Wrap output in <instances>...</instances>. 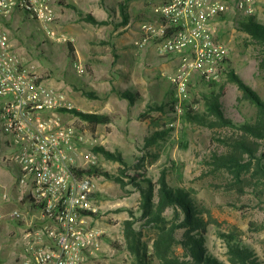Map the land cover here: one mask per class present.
Listing matches in <instances>:
<instances>
[{"label": "rangeland", "instance_id": "obj_1", "mask_svg": "<svg viewBox=\"0 0 264 264\" xmlns=\"http://www.w3.org/2000/svg\"><path fill=\"white\" fill-rule=\"evenodd\" d=\"M118 1L124 3L132 16L148 5L146 0H67L68 4L58 5L56 16L49 25L38 22L26 12H16L9 18V40L30 72L43 77L50 87L61 93L69 108L106 113L114 118V122L109 124L87 123L79 121L74 113L62 112L64 117L78 120L83 126V130L79 128L82 164H98L115 174H120V168L126 166L127 171L138 179L148 176L158 184L162 180L163 169L171 167L173 160L179 169L169 168L165 177L170 183L187 188L208 210L204 214L209 221L207 245L210 250L229 262L226 241L218 231L234 230L264 261V184L258 182L254 166L242 172L228 165L215 167L214 155L226 154L229 150L228 142L217 138L230 136L240 140L242 132L228 127L197 125L185 120L182 113L169 112L172 97L176 95L169 77L176 71L180 60L159 55L157 46L144 51L134 44L136 36H125L129 26L125 23L114 25L113 22V18L124 16ZM256 2L254 15L264 22V0ZM111 8H116V12ZM85 13L106 22L85 20ZM239 19L236 16L221 18L217 23L219 39L229 50V65L264 97V69L260 67L264 43L237 28ZM47 26L58 34L64 32L72 37L75 51L71 52L67 43L52 39ZM114 29L119 31L112 36L111 30ZM78 63L83 66L82 72L77 69ZM227 64L225 62L223 68ZM219 81L225 86L222 102L227 114L238 122L252 120L257 108L243 96L238 84L224 73H221ZM129 85L140 97L133 103L122 98L116 90H124ZM220 85L211 86L199 76H193L186 103L197 110H206L202 93L219 91ZM84 88L94 91L96 96L87 95ZM155 103L162 104L164 109L146 111L150 104ZM164 126L174 130L146 147V137ZM257 143L259 151L256 154L260 156L264 153V140H257ZM97 146L120 154L126 163L96 149ZM2 153L0 147V191H7L13 197L11 190L18 176V167L15 163L5 167L1 161ZM243 157L245 160L250 158L247 154ZM93 158L97 163H91ZM95 174L98 212L93 223L105 237H101L94 257L104 264H138L125 237V221L132 219L147 244L148 258L152 264H159L153 253V240L159 228L156 224L145 225L146 213L140 191L130 183L122 187L118 181L101 172ZM123 177L129 180L127 176ZM14 210L28 220L38 214L28 202L15 203L11 198V201L0 204V264L21 262L19 252L23 246L24 230L10 217ZM164 214L171 218L172 209L165 208ZM114 240L123 243L124 249L113 248L111 241ZM176 248L180 253L181 247Z\"/></svg>", "mask_w": 264, "mask_h": 264}, {"label": "built area", "instance_id": "obj_2", "mask_svg": "<svg viewBox=\"0 0 264 264\" xmlns=\"http://www.w3.org/2000/svg\"><path fill=\"white\" fill-rule=\"evenodd\" d=\"M146 1L142 12L130 13L127 25L138 48L153 45L159 55L179 58L169 79L178 98L176 113H181L193 76L220 80L229 50L217 37L219 20L254 15L257 0ZM59 4L60 0H0L1 161L5 167H18L13 197L0 191V204L12 198L15 203L28 202L38 212L30 220L19 211L10 212L24 230L18 264H96L91 257L102 237L93 223L98 212L96 174L79 169L85 166L80 162L82 134L75 120L62 115L69 111L60 110L70 106L61 93L30 72L9 40L13 13L26 12L49 25ZM47 27L52 39L67 44L73 40ZM76 66L83 71L80 63Z\"/></svg>", "mask_w": 264, "mask_h": 264}, {"label": "trees", "instance_id": "obj_3", "mask_svg": "<svg viewBox=\"0 0 264 264\" xmlns=\"http://www.w3.org/2000/svg\"><path fill=\"white\" fill-rule=\"evenodd\" d=\"M60 4L65 5L68 3L60 0ZM117 5L123 9L124 16L118 19L113 18L114 24H127L130 13L126 10L123 2L118 1ZM111 9L116 12V8ZM83 18L94 23L106 22L99 20L91 13L83 14ZM236 25L240 30L247 32L259 42L264 43V22H260L255 15L237 20ZM217 37L219 38V33ZM68 47L71 52L75 51L73 42L69 41ZM261 59L260 67L264 69V56ZM226 62H228L227 67L222 68L221 73L227 74L232 81L236 82L242 89L243 96L256 106L255 117L250 121L238 122L234 117L227 114L222 102V96L225 95V86L220 85L219 80H205L211 86H221L219 91L210 90L208 93H202L207 104L206 110L201 111L193 108V106L186 103V99L182 103V117L190 123L209 128L228 127L234 131H241L240 140L231 139L230 136L217 138L223 142H228L226 144L229 150L226 154L216 153L214 155L215 167L220 168L222 165H228L236 167L239 172H242L249 171L254 166L258 182L264 184V153L260 156L256 154L259 151L257 140H264V97L248 85L236 70L229 65L228 58ZM40 79L44 78L41 77ZM85 88L84 92L87 95L96 96L94 91ZM116 90L122 98H126L132 103L140 98L136 93V89L131 85L127 86L124 90ZM177 100L176 96L172 97L169 112L176 113L175 104ZM150 109H164V106L157 103L150 104L146 111H150ZM60 110L74 113L79 117V121L87 123L109 124L114 122V118L106 113L85 112L67 107H61ZM79 121H76V126L83 130V126H81L82 124ZM173 130L169 126L155 130L152 136L146 137L145 146L148 147L155 144L159 138H165ZM96 149L103 150L107 154L121 160L124 164L126 163L120 154L110 152L102 146H97ZM245 154L250 157L248 160L244 159L243 156ZM171 162V167L163 169L162 180H159L158 184L148 176L138 179L127 171L128 168L126 166L120 168V174L109 173L99 167L98 164L85 165L79 169L85 172H101L108 178L118 181L122 187L130 183L140 191L142 207L146 213L145 225L156 224L159 228L153 240V253L159 260V264H229V262L230 264H264V261L256 253L255 249L243 242L240 235L234 230L218 231V234L226 241V252L229 262L220 259L210 250L207 245L209 221L205 218L204 214L205 212L208 213V210L195 200L187 188L180 184L170 183L166 179L165 175L169 168H176L177 171L179 169L173 160ZM123 175L127 176L129 180H124ZM155 199H157V202ZM165 208L172 209L173 216L171 218L164 214ZM102 237L105 236L102 235ZM125 237L127 246L136 256L138 264H152V260L148 258L147 244L142 240V236L134 226L132 219L125 221ZM111 246L118 250L125 247L123 243L117 240L111 241ZM177 246L181 247L180 253L177 252ZM91 258L96 264H104V262L97 260L94 256Z\"/></svg>", "mask_w": 264, "mask_h": 264}, {"label": "crops", "instance_id": "obj_4", "mask_svg": "<svg viewBox=\"0 0 264 264\" xmlns=\"http://www.w3.org/2000/svg\"><path fill=\"white\" fill-rule=\"evenodd\" d=\"M66 3H68V2H66ZM141 6V5H140ZM143 6V5H142ZM141 6V7H142ZM142 9H144V7L143 8H141V9H139L138 11H140V12H142ZM110 20V19H109ZM115 25V24H114ZM127 25V24H126ZM72 27V26H71ZM73 28V27H72ZM118 31L119 30H116V29H114V31L113 30H111V35L113 36V35H116L117 33H118ZM125 36H128V35H133L132 34V32L130 31V30H128V32L126 33L125 32V34H124ZM122 45H128V44H122ZM150 46V47H149ZM153 47V45H148V46H146L145 48H142V49H145L144 51H146V50H150L151 48Z\"/></svg>", "mask_w": 264, "mask_h": 264}, {"label": "bare ground", "instance_id": "obj_5", "mask_svg": "<svg viewBox=\"0 0 264 264\" xmlns=\"http://www.w3.org/2000/svg\"><path fill=\"white\" fill-rule=\"evenodd\" d=\"M83 19V18H82ZM97 163V162H96ZM98 198V197H97Z\"/></svg>", "mask_w": 264, "mask_h": 264}]
</instances>
